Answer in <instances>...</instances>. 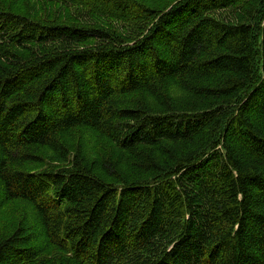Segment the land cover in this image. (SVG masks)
Wrapping results in <instances>:
<instances>
[{"label":"trees","instance_id":"1","mask_svg":"<svg viewBox=\"0 0 264 264\" xmlns=\"http://www.w3.org/2000/svg\"><path fill=\"white\" fill-rule=\"evenodd\" d=\"M0 264H264V0H0Z\"/></svg>","mask_w":264,"mask_h":264},{"label":"rangeland","instance_id":"2","mask_svg":"<svg viewBox=\"0 0 264 264\" xmlns=\"http://www.w3.org/2000/svg\"><path fill=\"white\" fill-rule=\"evenodd\" d=\"M11 209H12V208L9 206V207H8V211H10Z\"/></svg>","mask_w":264,"mask_h":264}]
</instances>
